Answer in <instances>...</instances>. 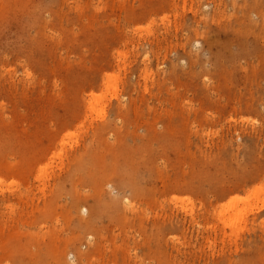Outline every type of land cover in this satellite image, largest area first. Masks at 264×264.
<instances>
[{
    "label": "rangeland",
    "instance_id": "obj_1",
    "mask_svg": "<svg viewBox=\"0 0 264 264\" xmlns=\"http://www.w3.org/2000/svg\"><path fill=\"white\" fill-rule=\"evenodd\" d=\"M0 264H264V0H0Z\"/></svg>",
    "mask_w": 264,
    "mask_h": 264
},
{
    "label": "bare ground",
    "instance_id": "obj_2",
    "mask_svg": "<svg viewBox=\"0 0 264 264\" xmlns=\"http://www.w3.org/2000/svg\"><path fill=\"white\" fill-rule=\"evenodd\" d=\"M108 80H110V77H108ZM116 92V91H115ZM114 94H116V96H117V92L116 93H114ZM113 94V95H114ZM93 99H95V98H93ZM97 99H99V100H101L100 98H97ZM92 102H95V101H92ZM97 102V101H96ZM95 102V103H96ZM101 101H98V103H100ZM94 104V103H93ZM93 104H91L92 106H94ZM2 192V191H1ZM128 201V200H127ZM189 210H187V212H188ZM186 212V211H185ZM192 212V211H191ZM244 211H236V214H237V216H241V215H243L244 213H243ZM193 213V212H192ZM187 214V213H186ZM220 216H222V215H220ZM191 218H193V216L191 217ZM238 218H236V217H234L233 219H232V221L235 223L236 222V220H237ZM192 220H194V219H192ZM193 222H195V221H193ZM213 237V236H212ZM224 237V236H223ZM227 237V236H226ZM196 238H197V236H196ZM236 238H234V240H235ZM233 240V241H234ZM207 241V240H206ZM233 243V242H232ZM234 243H235V241H234ZM239 244V243H238ZM236 247H237V245H236ZM236 247H235V249H236ZM222 249V248H221ZM214 253V252H213ZM212 254V253H211ZM213 255V254H212Z\"/></svg>",
    "mask_w": 264,
    "mask_h": 264
}]
</instances>
